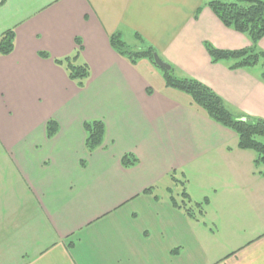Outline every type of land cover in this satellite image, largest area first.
I'll return each mask as SVG.
<instances>
[{"label":"crops","instance_id":"1","mask_svg":"<svg viewBox=\"0 0 264 264\" xmlns=\"http://www.w3.org/2000/svg\"><path fill=\"white\" fill-rule=\"evenodd\" d=\"M208 1L0 0V35L14 32L12 53L0 56V264H264L254 153L184 93L154 90L109 43L118 35L150 47L177 77L264 120L262 72L214 64L205 50L250 47ZM78 45L90 70L82 88L53 63ZM93 120L105 136L88 154L83 123ZM182 188L201 215L185 211Z\"/></svg>","mask_w":264,"mask_h":264},{"label":"trees","instance_id":"2","mask_svg":"<svg viewBox=\"0 0 264 264\" xmlns=\"http://www.w3.org/2000/svg\"><path fill=\"white\" fill-rule=\"evenodd\" d=\"M206 6L224 27L244 35L250 41V47L235 51L217 50L206 44L205 50L211 62L214 64L228 63L230 70L252 68L257 64H261L264 69V52L257 48L258 42L264 37V0H209ZM109 43L111 48L129 63L134 64L137 59H145L155 66L153 63L155 51L152 48L143 46L140 49H131L118 35L111 36ZM13 49L14 32L7 30L0 35V56L10 55ZM38 55L42 59H49L46 53H39ZM53 63L61 67L68 80L78 88L84 86L90 75L88 65L80 60V45L72 56L54 59ZM161 71L166 87L184 93L189 98L191 108L232 131L237 137L238 149L254 153L255 172L264 176V120L233 111L207 86L189 77L175 76L173 68L170 71ZM261 79L264 80V70ZM57 130V123L49 120L45 126L46 138L51 139ZM83 131L85 133L84 149L88 154H91L103 144L104 123L101 120L84 122ZM136 163L137 159L131 154L121 158V165L124 168H130ZM181 197L187 213H190L192 208H196L198 214H202L203 204L191 205L184 188L181 190Z\"/></svg>","mask_w":264,"mask_h":264},{"label":"rangeland","instance_id":"3","mask_svg":"<svg viewBox=\"0 0 264 264\" xmlns=\"http://www.w3.org/2000/svg\"><path fill=\"white\" fill-rule=\"evenodd\" d=\"M126 44L129 46V48L134 49V45H133L134 43H132L130 40L127 41ZM143 60H145V59H143ZM140 61H141V59H137L135 61V63L138 64V69L148 78V80H150V84L154 90L162 89L165 92H167L168 94H172L173 92H177V90H175L173 88H169V87L164 86V80L162 78L163 74L159 68L155 67L152 64H149L150 66H147V68H144V66H142ZM250 70L253 73L261 74V72H263L264 69L261 67V64H257L256 66L250 68ZM174 75L176 76L175 73H174ZM212 244H213V242H212ZM215 245H217V244H215Z\"/></svg>","mask_w":264,"mask_h":264},{"label":"water","instance_id":"4","mask_svg":"<svg viewBox=\"0 0 264 264\" xmlns=\"http://www.w3.org/2000/svg\"><path fill=\"white\" fill-rule=\"evenodd\" d=\"M153 63L156 67H158L161 70L164 71H170L171 67L167 65L166 63L162 62L160 58L157 56V54H153Z\"/></svg>","mask_w":264,"mask_h":264}]
</instances>
